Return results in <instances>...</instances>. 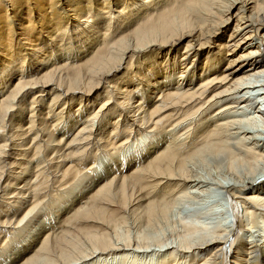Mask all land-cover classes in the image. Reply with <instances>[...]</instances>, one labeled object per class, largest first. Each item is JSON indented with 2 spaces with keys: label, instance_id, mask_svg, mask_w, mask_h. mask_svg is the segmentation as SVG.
I'll return each instance as SVG.
<instances>
[{
  "label": "bare ground",
  "instance_id": "bare-ground-1",
  "mask_svg": "<svg viewBox=\"0 0 264 264\" xmlns=\"http://www.w3.org/2000/svg\"><path fill=\"white\" fill-rule=\"evenodd\" d=\"M259 125L264 0H0V264H264Z\"/></svg>",
  "mask_w": 264,
  "mask_h": 264
},
{
  "label": "rangeland",
  "instance_id": "rangeland-1",
  "mask_svg": "<svg viewBox=\"0 0 264 264\" xmlns=\"http://www.w3.org/2000/svg\"><path fill=\"white\" fill-rule=\"evenodd\" d=\"M257 118L259 120H261L259 117H257ZM246 123H247V121L245 120L244 125H246ZM258 127H259L260 131L264 132L263 126L259 125ZM135 148L136 147H134L133 149H135ZM99 166H101L100 169H104L105 163L100 164ZM201 171H203L207 175V172L204 169H201ZM219 186L220 185L217 186V184L216 185L214 184L212 186L215 188L212 189L211 194L207 195V198L205 197L206 200L208 199L207 202L203 201L200 203H196L193 201H188V202H185V204H183L182 206H180L179 211H182L184 215L190 214L192 216L194 215L195 217H200V219H202V220L204 219L203 221L208 222V223H212L215 225L217 222L221 221V219L223 220V217L225 216L224 213H226L227 211L231 212V208H230L231 203H230L228 194L225 192L224 188L219 187ZM214 205H217L216 209L211 213H206L207 207L209 209L210 206H214ZM222 206H224V207H222ZM217 208H219V209H217ZM201 213H202V215H200ZM226 215H228V214L226 213ZM256 233L258 234V232H256Z\"/></svg>",
  "mask_w": 264,
  "mask_h": 264
}]
</instances>
